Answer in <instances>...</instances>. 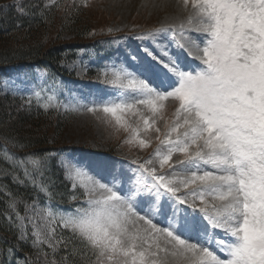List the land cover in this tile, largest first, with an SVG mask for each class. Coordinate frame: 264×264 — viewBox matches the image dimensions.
<instances>
[{
    "label": "snow or ice",
    "instance_id": "obj_1",
    "mask_svg": "<svg viewBox=\"0 0 264 264\" xmlns=\"http://www.w3.org/2000/svg\"><path fill=\"white\" fill-rule=\"evenodd\" d=\"M182 2L191 7L189 29L182 22L147 35L171 32L172 44L200 65L184 70L167 49L131 52L133 64L103 73L119 100L87 109L110 116L140 149L155 140L153 152L132 176L105 165L109 182L66 165L89 196L84 206H33L43 222L33 243L47 242L53 253L63 247L59 264H264V0ZM169 100L173 117L161 128ZM55 224L71 236L57 237Z\"/></svg>",
    "mask_w": 264,
    "mask_h": 264
},
{
    "label": "rangeland",
    "instance_id": "obj_2",
    "mask_svg": "<svg viewBox=\"0 0 264 264\" xmlns=\"http://www.w3.org/2000/svg\"><path fill=\"white\" fill-rule=\"evenodd\" d=\"M25 1L8 0L7 2L13 4L22 2L23 5ZM48 1L52 3L54 0ZM3 4L1 11L8 13L7 4ZM13 9L16 13L17 11L22 12L17 4ZM71 9L77 13L79 30L88 29L83 36H75V31L68 29L69 24L63 25L65 17L68 16L66 14ZM190 14L191 7L185 8L182 0H67L62 2V6L56 7L53 21L39 32L27 34L15 31L11 33L4 29L0 35V49L24 46L40 40L44 47L48 48L79 39L91 42L100 49L94 50L91 43L88 47L81 48L76 57L66 65L72 77L67 81L56 78L53 84L46 81V74L42 69L23 63L8 65L1 73L0 86L3 93L9 92L23 97L36 98L34 93L40 91L39 102L42 107L44 109L55 108L57 110L53 113L65 118L59 120L54 114L56 120L54 119L48 129L49 138L55 142L57 147L64 145L70 147L64 151L56 150L55 153L58 155V163L62 167L64 176L70 181L71 188L80 189L83 194L80 202L69 211L54 208L48 202H30L26 207L25 215L19 217V225L24 226L26 222V225L30 226L26 233L32 237V243L35 240L33 232H41L43 228V222L34 218L33 206L37 210L50 207L53 212L68 213L77 207L84 206V201L89 198L84 194L83 187L78 185L74 187L73 181L68 177L66 165L85 168L100 182H109L110 176L105 165L117 163V168L122 165L127 175L132 176L137 168L136 162H142L153 152L156 147L155 140L151 147L140 149L135 144L127 142L128 132L116 126L110 116L104 114L102 110L88 111L87 109L94 103L99 108L103 101L119 100V90L106 82L103 73L105 69L113 65L119 67L122 63L133 64L134 62L128 56L131 52H142L145 47H148L159 54L161 50L167 49L174 58L179 60L184 70H192L194 66H199V60L191 59L172 44L171 32L162 36L147 35L162 27L179 26L182 22L186 29H189L187 19ZM12 37L22 42L19 44L17 41L13 42ZM176 39L180 40L179 35ZM48 96L54 97L50 104ZM45 104L49 106L45 108ZM173 112L174 104L169 100L163 110L164 120H158V126L163 128L164 122L172 119ZM125 118L132 123H135L137 119L131 114L126 115ZM58 121L62 123L59 125V130H55L53 125ZM154 165L159 169L157 162L154 161ZM128 187H130L129 184L124 185L125 191ZM70 201L74 199L70 198ZM30 220L31 223H29ZM155 220L161 225L164 224L159 216H156ZM53 227L56 229L57 237L62 231L70 232L59 224ZM32 243L30 245H32L31 251L33 252L29 256L32 264H51L53 260L59 264L57 252L53 253L47 242L39 245ZM170 264H177V261L170 259Z\"/></svg>",
    "mask_w": 264,
    "mask_h": 264
},
{
    "label": "trees",
    "instance_id": "obj_3",
    "mask_svg": "<svg viewBox=\"0 0 264 264\" xmlns=\"http://www.w3.org/2000/svg\"><path fill=\"white\" fill-rule=\"evenodd\" d=\"M7 1L0 0V35L4 29L11 33L22 31L27 34L45 29L53 21L56 7L62 6V2L67 0H54L52 3L48 0H26L23 5L16 1L15 4L23 9L17 13L13 9L15 4ZM3 3L7 4L8 13L1 11ZM67 13L63 25L69 24L68 29L75 31V36L85 35L88 29L79 30L77 13L73 9ZM14 41L18 44L22 42L15 38ZM90 43L79 39L45 48L40 40L24 46L0 49V76L6 66L23 63L43 69L48 81L54 82L56 78L67 81L72 78L66 68L67 63ZM91 44L94 50L99 49ZM1 88L0 86V264H32L29 256L33 252L30 245L33 239L26 233L30 226L26 222L24 226L19 225V217L25 215L27 205L32 201L49 202L53 207L68 210L80 202L83 194L80 189L71 188L55 153L56 150L64 151L70 147H57L49 138L48 129L55 119L53 111L57 109H44L36 98L3 93ZM57 116L59 120L65 119ZM61 123L58 121L53 125L55 130H59ZM21 161L24 163L21 164ZM32 161L37 163L33 164ZM37 168L39 172L35 171ZM25 169L29 172L27 176ZM36 185L47 188V192L41 191ZM73 197H76L74 201H70ZM22 230L26 233L23 239ZM60 236L67 238L71 233L62 231ZM65 255L63 247L59 248L56 253L58 260Z\"/></svg>",
    "mask_w": 264,
    "mask_h": 264
}]
</instances>
